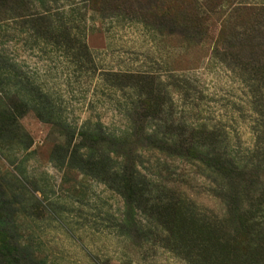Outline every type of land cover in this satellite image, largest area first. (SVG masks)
Masks as SVG:
<instances>
[{"label": "rangeland", "instance_id": "1", "mask_svg": "<svg viewBox=\"0 0 264 264\" xmlns=\"http://www.w3.org/2000/svg\"><path fill=\"white\" fill-rule=\"evenodd\" d=\"M10 1L0 264H264V0Z\"/></svg>", "mask_w": 264, "mask_h": 264}, {"label": "trees", "instance_id": "2", "mask_svg": "<svg viewBox=\"0 0 264 264\" xmlns=\"http://www.w3.org/2000/svg\"><path fill=\"white\" fill-rule=\"evenodd\" d=\"M222 1V0H221ZM221 1L220 2H218L217 4H220L221 3ZM4 2H5V0H0V10H1V12H2V8H4L5 7V4H4ZM10 2H12V5H13V9L15 10L14 12H13V15H14V17H20L21 15H22V11H21V9L19 10V11H17L19 8H20V5H19V3L21 2V1H19V0H11ZM254 6V5H253ZM104 8H103V6L102 7H100V10H103ZM252 10H260L259 11V13L264 9V4L263 5H255L254 7H252L251 8ZM264 11V10H263ZM157 12H159V11H157ZM28 15H29V20H30V25L28 26L29 27V29L32 31V33L34 34V35H37L36 34V32H38V30H39V26L38 25H36L37 23H35L37 20H43L44 18L46 19V16H44V15H37L36 13H33V12H30L29 11V13H27ZM255 14H257L256 12H255ZM257 26H261L260 24L259 25H257ZM256 27V24L255 25H253V28H255ZM55 43H58V41H54ZM78 45H79V48L80 47H82V44H80V43H78ZM0 63L2 64L3 63V60L2 59H0ZM11 66V68H13V69H15L14 67H15V65L13 64H11L10 65ZM0 68H8V67H4L3 65H0ZM14 71V70H13ZM15 72V71H14ZM16 73H18V72H16ZM18 75V74H17ZM1 78H6V79H8V80H6L5 81V83H4V81H2L1 80V82H0V84H2V85H5V84H9V82H10V80L11 79H9V77L8 76H6V75H4V76H2ZM17 83L16 82H12V86L13 85H16ZM6 93V92H5ZM15 94H17V93H13V95H15ZM6 95H9V103H7V105H6V109L9 111V112H13V111H15L16 109H18L19 108V105H17V104H20V103H18L17 102V99L15 98V100H14V97H13V95L12 94H7L6 93ZM11 99H13L14 101H11ZM225 160L224 159H222L221 161H217V163H219V162H224ZM102 164V163H101ZM2 248V249H1ZM6 245H5V242L4 241H0V252L1 253H3V254H5L6 253Z\"/></svg>", "mask_w": 264, "mask_h": 264}]
</instances>
